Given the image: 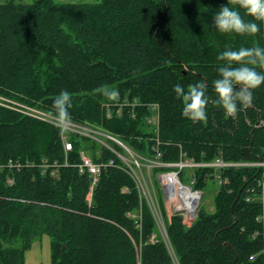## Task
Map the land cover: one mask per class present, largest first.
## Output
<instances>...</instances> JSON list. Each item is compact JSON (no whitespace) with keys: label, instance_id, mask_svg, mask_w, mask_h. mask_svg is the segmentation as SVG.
Wrapping results in <instances>:
<instances>
[{"label":"trees","instance_id":"16d2710c","mask_svg":"<svg viewBox=\"0 0 264 264\" xmlns=\"http://www.w3.org/2000/svg\"><path fill=\"white\" fill-rule=\"evenodd\" d=\"M227 2L235 0L0 3V264H24L31 241L42 235L50 237L51 264H264L256 220L264 215L263 168L196 170L197 190L217 183V175L226 182L218 185L213 212L200 207L188 226L174 216L165 240L153 241V217L122 161L88 133L61 131L52 108L67 89L70 124L106 133L142 158L264 160V84L237 118L210 104L203 123L181 114L173 91L178 82L187 88L205 80L211 92L219 51L264 46V27L254 36L212 28ZM103 85L120 90L118 102L96 91ZM82 156L114 164L94 177L81 170ZM138 211L140 226L132 217Z\"/></svg>","mask_w":264,"mask_h":264},{"label":"clouds","instance_id":"9594fccd","mask_svg":"<svg viewBox=\"0 0 264 264\" xmlns=\"http://www.w3.org/2000/svg\"><path fill=\"white\" fill-rule=\"evenodd\" d=\"M250 17V18H249ZM264 27V0H235L234 6L223 4L215 12L212 28L224 34L254 36L262 34ZM216 76L209 84L205 80L195 81L187 86L176 83L175 97L182 104L181 114L193 123L209 119V105L221 108L229 118H237L241 111L254 101L253 92L264 84V46L257 43L250 47L234 49L226 46L216 55ZM106 100L118 102L120 90L108 85L96 89ZM57 126L68 131L71 121L72 96L67 89H61L52 101Z\"/></svg>","mask_w":264,"mask_h":264},{"label":"built area","instance_id":"2783aa9c","mask_svg":"<svg viewBox=\"0 0 264 264\" xmlns=\"http://www.w3.org/2000/svg\"><path fill=\"white\" fill-rule=\"evenodd\" d=\"M66 127L67 129L74 130L78 133L87 134V130L84 129V126L68 123ZM97 132H94L92 129H90L88 135L93 138V135H96L95 133ZM103 134L108 138V140L114 141L126 152L125 154H120L112 150L111 146H109L107 143L102 144L113 151V153L122 161L123 169L126 170L129 176L135 182L139 195L144 199L151 212L155 226L158 228L160 235L164 238L166 237L164 217L162 215L157 196L154 194V192L153 194L151 192L152 189L150 188V184L145 182V180L142 181L141 179V177L144 176L143 174H145L144 171L149 174L150 172L158 170L155 172V175L157 176V183L159 182V187H161L163 191L165 206L169 208L171 216L180 218L181 222L185 226H188L196 220L201 206L200 198L202 191L194 188L196 183V170L210 167L217 169L241 166H253L264 169V160L254 163H225L218 160L212 163H197L188 159L184 153H181L179 155V159L175 162H161L156 158H142L116 138L106 133ZM64 146L66 150L71 148V144L68 142H65ZM159 155L160 154L157 153L156 156ZM113 164L114 163L112 160L108 161L106 164H96L93 163L90 158L82 156V164L80 165V168L81 170L85 168L88 173L95 177L97 174H99L103 166H112ZM184 172H188L189 176H186ZM148 178L150 179V176ZM215 180L218 185L226 183L218 175L215 177ZM93 181H96V178H94ZM258 185L262 191V194H264V181L260 182ZM249 200L250 198H246V201ZM132 217H136L135 223L137 226H140L141 212L138 211V213ZM256 220L262 224L261 236L263 238V245L261 248V253L264 255V215L260 214L257 216ZM250 259L252 260L253 256H251Z\"/></svg>","mask_w":264,"mask_h":264},{"label":"rangeland","instance_id":"374dc122","mask_svg":"<svg viewBox=\"0 0 264 264\" xmlns=\"http://www.w3.org/2000/svg\"><path fill=\"white\" fill-rule=\"evenodd\" d=\"M5 0H0L1 2H4ZM17 3H30L33 0H14ZM56 2H78V1H82V2H95L98 0H55ZM9 103H12L14 107L17 108V110L22 111V112H26L27 114H30L32 116L38 117V118H46L47 112L44 110H40V109H36V108H30L27 107L21 103L18 102H14V101H9ZM13 106H11L13 108ZM85 130H87L86 132L88 133L90 129V127H86L84 126ZM94 132H97L95 130H93ZM96 135H93V139H96L98 141V143L100 144H104L107 143L106 139H108L103 132L98 131L97 133H95ZM91 137V136H90ZM101 138L105 139L102 140ZM104 141V142H103ZM108 144V143H107ZM144 171V170H142ZM145 174H143L144 176L141 177L142 181L145 180V182H148L150 184V188L152 189V194L154 192V194L159 198V202H161V204L163 205L164 211L166 212V215L169 211V208L167 206L164 205V198H163V191L161 189V187H159V182L158 184L155 183V172H150L149 174H147L144 171ZM186 176H189L188 172H184ZM150 176V179L148 178ZM153 177V179H152ZM157 177V176H156ZM218 185L214 182H209L207 184V186L203 189L200 190L202 191V195L200 198V203H201V208L205 211H208V209L213 208V198L214 195L217 191ZM161 207V205H160ZM162 208V207H161ZM163 217H165L164 212L162 211ZM170 216V215H169ZM166 226V224H165ZM163 240H165V238H162ZM51 241H50V237L47 235H42L40 237H36L34 238L31 243H30V247L28 248V250L25 251L24 254V264H51Z\"/></svg>","mask_w":264,"mask_h":264},{"label":"crops","instance_id":"0c3cea01","mask_svg":"<svg viewBox=\"0 0 264 264\" xmlns=\"http://www.w3.org/2000/svg\"><path fill=\"white\" fill-rule=\"evenodd\" d=\"M217 184V183H216ZM218 185V184H217ZM164 203V202H163ZM165 205V204H164ZM201 207V206H200ZM213 210H214V207L213 208H211V209H208V211L207 212H209V213H211V212H213ZM161 212H162V208H161ZM163 212H164V214H165V217H164V221H165V224L167 223H170V221H171V218L172 217H174V216H171V213H170V211H168V213H167V215H166V212L164 211V208H163ZM163 215V214H162ZM170 215V216H169ZM155 224V223H154ZM166 227V226H165ZM155 228H156V231H155V234H153L152 235V240L154 241L155 240V238H156V235H158L159 237H162L161 235H160V232H159V230H158V228L155 226ZM162 238H164V237H162Z\"/></svg>","mask_w":264,"mask_h":264}]
</instances>
